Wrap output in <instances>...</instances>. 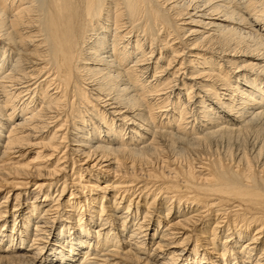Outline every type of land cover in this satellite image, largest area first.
Wrapping results in <instances>:
<instances>
[{
	"label": "bare ground",
	"instance_id": "obj_1",
	"mask_svg": "<svg viewBox=\"0 0 264 264\" xmlns=\"http://www.w3.org/2000/svg\"><path fill=\"white\" fill-rule=\"evenodd\" d=\"M0 191V264H264V0H0Z\"/></svg>",
	"mask_w": 264,
	"mask_h": 264
},
{
	"label": "rangeland",
	"instance_id": "obj_2",
	"mask_svg": "<svg viewBox=\"0 0 264 264\" xmlns=\"http://www.w3.org/2000/svg\"><path fill=\"white\" fill-rule=\"evenodd\" d=\"M110 180H112V179H110ZM100 183H101V185H103V182L100 181ZM106 189H107V188H106ZM107 190H108V189H107ZM0 193L3 194L2 191H0ZM1 194H0V195H1Z\"/></svg>",
	"mask_w": 264,
	"mask_h": 264
}]
</instances>
